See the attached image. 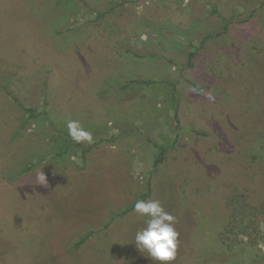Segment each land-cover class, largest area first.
Segmentation results:
<instances>
[{
  "label": "rangeland",
  "instance_id": "374dc122",
  "mask_svg": "<svg viewBox=\"0 0 264 264\" xmlns=\"http://www.w3.org/2000/svg\"><path fill=\"white\" fill-rule=\"evenodd\" d=\"M148 199L172 264H264V0H0V264H158Z\"/></svg>",
  "mask_w": 264,
  "mask_h": 264
},
{
  "label": "clouds",
  "instance_id": "9594fccd",
  "mask_svg": "<svg viewBox=\"0 0 264 264\" xmlns=\"http://www.w3.org/2000/svg\"><path fill=\"white\" fill-rule=\"evenodd\" d=\"M68 134L76 143H93V135L79 121L67 122ZM36 183L47 185L46 175L36 173ZM135 213L146 218V226L135 235V245L140 252H147L148 258L158 264H172L177 257L179 232L175 225L176 217L167 212L159 200H137Z\"/></svg>",
  "mask_w": 264,
  "mask_h": 264
},
{
  "label": "trees",
  "instance_id": "16d2710c",
  "mask_svg": "<svg viewBox=\"0 0 264 264\" xmlns=\"http://www.w3.org/2000/svg\"><path fill=\"white\" fill-rule=\"evenodd\" d=\"M192 57H193V54L190 55V59H192ZM131 84H138V85H140V84H149V82L142 81V80H134V81H130V82H128V83L125 85L124 88H128ZM25 111H26V112H29L31 117H33V118L36 117V115H35V113H34V111H33L32 109H25ZM65 138H67V140L65 139V143L68 142L69 145H68V146L64 145L62 152H60V153L57 154L58 157H63L65 154H67V152L69 151V148H70V147L72 148V147L75 146V142H74L72 139H70L69 136H65ZM78 148H79V149H82V148L79 147V146H78ZM91 149H92V147H89L88 149H82V150H83L84 152H87V151H89V150H91ZM28 171H29V168L25 171V173L28 172Z\"/></svg>",
  "mask_w": 264,
  "mask_h": 264
}]
</instances>
